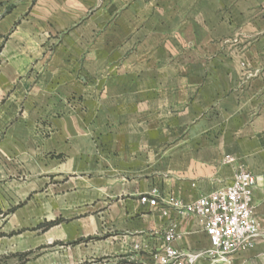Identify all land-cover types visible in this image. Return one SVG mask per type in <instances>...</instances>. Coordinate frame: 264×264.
Wrapping results in <instances>:
<instances>
[{"label":"crops","instance_id":"1","mask_svg":"<svg viewBox=\"0 0 264 264\" xmlns=\"http://www.w3.org/2000/svg\"><path fill=\"white\" fill-rule=\"evenodd\" d=\"M71 95L81 111L42 137L36 117L70 111ZM18 103L29 120L3 140L23 175L3 179L24 206L69 212L75 236L110 233L101 255L149 263L172 227L180 250L207 246L172 204L241 166L258 230L219 264H264V0H0V111ZM152 191L170 224L141 202Z\"/></svg>","mask_w":264,"mask_h":264},{"label":"rangeland","instance_id":"2","mask_svg":"<svg viewBox=\"0 0 264 264\" xmlns=\"http://www.w3.org/2000/svg\"><path fill=\"white\" fill-rule=\"evenodd\" d=\"M67 103L70 105L68 112L59 111L54 115L42 114L36 117V123L45 127V129L40 128L39 133L42 137L49 135L53 118L65 116L66 113L77 114L81 111L78 109L79 98L71 95L67 98ZM18 105V110L8 107L7 110L0 111V256L3 257L0 264H17L18 257L15 254L28 251L31 253L27 255L25 264H122L127 262L129 259L125 256L130 252L109 254L102 245V252L106 253L101 255L99 250L94 249L95 243L103 244L110 233L75 236L81 227L73 223V217L70 218L71 213L65 212L64 217L60 214L48 220L45 217L51 214L44 210L35 212L29 205L24 206L19 201L18 194L15 193L16 188L5 184L7 181L3 179L5 172L8 171L11 174L8 177L10 180L23 175L20 172L22 166L15 154V146L3 140L6 132L12 134L15 132L9 130H13L16 123L29 120V116L23 115V111L19 110L21 104L18 103ZM32 118L35 117L32 116ZM46 155L50 158L62 157L60 153L51 151ZM163 210L166 208L160 211L166 216L167 224H170L171 218L168 216V211L163 212ZM58 218L61 221L50 229L44 230L43 227H39L45 221ZM135 262L140 264V258L137 257ZM151 262L150 259L149 263Z\"/></svg>","mask_w":264,"mask_h":264},{"label":"built area","instance_id":"3","mask_svg":"<svg viewBox=\"0 0 264 264\" xmlns=\"http://www.w3.org/2000/svg\"><path fill=\"white\" fill-rule=\"evenodd\" d=\"M227 160L232 161L231 158ZM256 182L254 174L238 166L230 182L224 186L185 204L174 201L175 211L183 216H194L202 223L207 246L180 250L173 244L179 234L172 227L163 234L160 248L152 254V262L140 264H219L227 262L231 254L251 246L258 230L252 201ZM140 200L161 211L164 208L155 191ZM141 248L135 244V249ZM122 264L137 263L135 259H129Z\"/></svg>","mask_w":264,"mask_h":264},{"label":"trees","instance_id":"4","mask_svg":"<svg viewBox=\"0 0 264 264\" xmlns=\"http://www.w3.org/2000/svg\"><path fill=\"white\" fill-rule=\"evenodd\" d=\"M60 218L58 219H55V220H51V221H45L44 223L40 224L39 227H43L44 230H47L49 229L50 227L58 224L60 222ZM31 253L30 251L28 252H21V253H16L15 256L18 257V263L17 264H25L26 261H27V255ZM3 257L0 256V260L2 259ZM84 264V263H82Z\"/></svg>","mask_w":264,"mask_h":264}]
</instances>
